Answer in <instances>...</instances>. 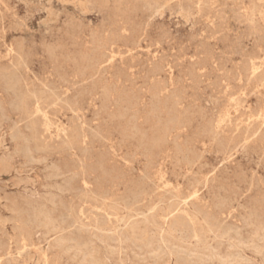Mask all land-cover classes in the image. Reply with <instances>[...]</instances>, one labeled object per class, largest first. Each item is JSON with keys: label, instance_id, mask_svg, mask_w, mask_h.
I'll return each mask as SVG.
<instances>
[{"label": "rangeland", "instance_id": "1", "mask_svg": "<svg viewBox=\"0 0 264 264\" xmlns=\"http://www.w3.org/2000/svg\"><path fill=\"white\" fill-rule=\"evenodd\" d=\"M34 96L53 148L28 158ZM100 159L105 204L80 180ZM169 209L217 229L198 244ZM132 223L163 228L157 253ZM262 223L264 0H0V264H90L85 244L106 264H181V246L190 264H264Z\"/></svg>", "mask_w": 264, "mask_h": 264}, {"label": "bare ground", "instance_id": "2", "mask_svg": "<svg viewBox=\"0 0 264 264\" xmlns=\"http://www.w3.org/2000/svg\"><path fill=\"white\" fill-rule=\"evenodd\" d=\"M163 9V8H162ZM52 16V15H51ZM15 19V18H14ZM44 22V21H43ZM35 78V77H34ZM27 87V86H26ZM45 87V86H44ZM46 88V87H45ZM13 93V92H12ZM101 93V92H100ZM30 95V94H29ZM154 96V94H153ZM35 98V107L33 109V111L29 110L27 107V104L25 102L24 99H21L19 101V106L22 108L23 113H24V119L26 120H30V118L33 115H40L45 123L42 124V126H38L36 125V123L34 121H31V125L28 127V131H29V135L27 137H21L20 134L16 135V139L17 140H21V144L19 145V150L22 152V154H24V156L28 157V158H32L33 157V153L40 151V152H48V150L53 148V145L50 144V142L47 141V133L50 130V125H52L51 123L49 124V122L47 121L46 118V114L42 111L40 105H39V97L34 96ZM152 98V97H151ZM56 100H58V98H56ZM233 102V101H232ZM54 106V105H53ZM4 111V110H3ZM73 112V111H72ZM6 120H8L6 118ZM7 122V121H6ZM216 124V123H215ZM19 125V124H18ZM13 126V125H12ZM218 126V125H217ZM252 126V125H251ZM52 127V126H51ZM58 128V127H57ZM56 128V129H57ZM66 132V131H65ZM16 133V132H15ZM64 139V143L66 145L67 150L69 151H75L77 150L78 147L82 146L85 143V138L86 135L84 133L81 132H76L73 137H69L66 134L63 135ZM50 141V140H49ZM4 143V142H3ZM144 151V150H143ZM12 157V156H10ZM201 157V156H200ZM38 161V160H37ZM97 167L92 168L90 171L83 173L82 177H81V183L84 187V189H86L87 191H91L90 190V181H89V175H95L97 177V185H98V190L99 195H97L98 198H100V200H102V204H105L104 202L106 200H108L109 197H103V186L104 184L107 182V177H108V172L105 169L104 166V162L102 159H100L99 161H97L96 163ZM3 167H6V163L3 164ZM72 169H68V171H71ZM97 174V175H96ZM253 177V175H252ZM258 178V177H257ZM51 179V178H50ZM65 180V179H64ZM149 180V179H148ZM62 182V181H61ZM251 182V181H250ZM112 184V183H111ZM115 184V183H114ZM148 184V183H147ZM151 184V183H150ZM66 185V184H65ZM134 185V184H133ZM132 185V186H133ZM69 186L71 187L70 183ZM58 187V186H57ZM57 189V188H56ZM59 190V188H58ZM90 192V193H91ZM98 192V191H97ZM62 193V192H61ZM101 193V194H100ZM53 197H55L53 195ZM196 198V192L189 194L188 196H186L184 198L183 204H182V208L186 209L188 202L192 199ZM178 199V198H177ZM240 199V198H239ZM53 202V201H51ZM242 205V204H241ZM244 207V206H243ZM35 209V208H34ZM43 210V209H42ZM38 211V210H37ZM183 213H181V215L179 214V210H175V209H169L166 211V213L164 214L163 217V221L164 224L168 223L169 219H174L175 217H179V219L174 220V222L168 226V228L171 230V232H175V231H181L182 233H187L190 234L189 238H193L196 243H201L203 238L206 236L207 233H214V230L217 229V225L215 222H210L209 218H204L203 222L206 225V228H203L200 223V219L198 218V216H191L188 212L186 211H182ZM37 213V212H36ZM45 213V212H44ZM107 216L109 215L108 212H104ZM233 213V212H232ZM40 214V213H39ZM38 214V215H39ZM43 214V213H41ZM145 214V213H144ZM249 214V213H248ZM257 215V214H256ZM39 217V216H38ZM49 217V216H48ZM125 217V216H124ZM47 219V217H45ZM44 218V220H46ZM129 218L125 217V218H121V219H117V223H121L123 226L127 225V221ZM49 220V218H48ZM246 220V219H245ZM40 221V220H38ZM53 221V220H52ZM55 221V220H54ZM30 223V222H29ZM47 223V222H46ZM146 225L150 223V221H148L146 219ZM48 224V223H47ZM264 224V223H262ZM261 224V225H262ZM19 225V224H18ZM12 226V225H11ZM53 226V225H51ZM252 226V225H251ZM94 229L97 233H100L102 236L106 235V233H109L111 230H106L105 228L102 227V225H100L99 223H96L94 225ZM119 227V226H118ZM228 227V226H227ZM237 227V226H236ZM38 228V227H37ZM128 232H130L131 234V240L132 241H138L143 243L144 245H146L147 247L150 248V251L153 253H157L158 249L160 248L159 245L155 246V242L161 243L163 241V228L161 226H158L157 229V237L156 239L153 238H149L147 236L146 233V229L143 230L142 232H137L139 230H137L138 228L135 226V224H130V226L128 225ZM118 229V228H117ZM114 229V232H112L111 235H117L118 230ZM239 229V228H238ZM237 229V231H238ZM259 229V228H258ZM264 229V228H263ZM11 230V229H10ZM235 230V229H234ZM229 231V230H228ZM258 231V230H257ZM264 231V230H263ZM106 232V233H104ZM239 232V231H238ZM236 233V232H235ZM252 234V231L250 232ZM257 233V232H255ZM262 233V231H261ZM260 233V234H261ZM227 234V233H226ZM250 234V235H251ZM59 235V234H58ZM258 236V234H255ZM262 235V234H261ZM23 236V235H22ZM237 236V235H236ZM239 236V235H238ZM264 236V235H263ZM256 237V236H255ZM261 237V236H259ZM241 238V237H240ZM244 238V237H243ZM254 238V237H253ZM261 239V238H258ZM252 240V239H251ZM264 240V237L263 239ZM261 240V241H262ZM260 241V240H259ZM26 242V240H25ZM65 242V241H63ZM62 242V243H63ZM254 242V241H253ZM264 242V241H263ZM10 243V242H9ZM21 243V242H20ZM252 244V243H250ZM257 244V243H255ZM71 245V244H70ZM247 245V244H246ZM33 246V245H32ZM31 246V247H32ZM231 246V245H230ZM244 246V245H243ZM25 247V245H24ZM34 247V246H33ZM26 248V247H25ZM69 249V247H68ZM84 249L86 250V252L88 253V257L87 260L90 262V264H106L105 263V259L100 258L99 256H97L96 252L94 251H89L88 250V246L85 244L84 245ZM114 249V248H113ZM252 249V248H251ZM259 249V248H258ZM10 250V249H9ZM255 250V249H254ZM21 251V250H20ZM26 251V250H25ZM69 251V250H68ZM257 251V249H256ZM262 251V250H261ZM24 252V251H23ZM176 252L178 254L181 255V257H179L181 264H190L191 262H193V259H191L190 257L193 256V251L183 248L178 247V249L176 250ZM229 252V251H228ZM259 252V251H258ZM21 253V252H20ZM257 253V252H255ZM231 254V253H230ZM238 254V253H237ZM254 254V253H253ZM264 254V253H263ZM158 255V254H155ZM9 256V255H8ZM218 256V255H217ZM86 257V256H85ZM198 260V262H202L203 263V258L199 255L195 256ZM248 257V256H247ZM262 257V256H261ZM6 258V257H5ZM21 258V257H20ZM2 260V259H1ZM86 260V259H84ZM83 260V261H84ZM155 261V260H154ZM28 263V262H27ZM26 263V264H27ZM229 263H238L237 260L232 259L231 261H229ZM239 264V263H238ZM250 264V263H249Z\"/></svg>", "mask_w": 264, "mask_h": 264}]
</instances>
